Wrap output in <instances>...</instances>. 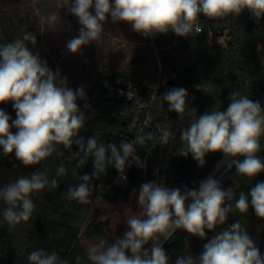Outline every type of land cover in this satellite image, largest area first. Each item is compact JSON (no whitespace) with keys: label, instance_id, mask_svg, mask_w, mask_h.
<instances>
[{"label":"clouds","instance_id":"obj_1","mask_svg":"<svg viewBox=\"0 0 264 264\" xmlns=\"http://www.w3.org/2000/svg\"><path fill=\"white\" fill-rule=\"evenodd\" d=\"M55 3L58 9L66 7L81 26L78 36L66 45L72 54L90 43H102L109 17L112 23L131 25L133 31L144 37L173 32L185 38L204 30L201 16L227 21L247 10L257 22L264 17V0H55ZM36 14L42 25L61 23L57 13L45 17L36 9ZM36 43L35 33L26 32L22 38L0 44V104L12 102L16 112L12 120L0 109V148L3 155L14 153L17 160L30 167L59 153L61 146L72 149L76 145L79 151L73 155L79 157L78 166H84L91 157L94 171L82 175L83 182L69 187L65 196L68 200L88 203L95 189L92 179H99L108 165L115 167L125 180V169L132 162L145 167L135 146L144 147L155 139V134L141 130L133 140L121 141L119 148L114 143L98 142L95 136L81 135L87 117L77 101L85 99V89L69 88L58 70L54 72L39 53L29 49V44ZM196 87L200 91L210 90L204 82ZM187 98L184 88H172L162 97L168 111L177 113L181 119L185 116ZM229 99L226 110L213 109L189 120L180 134L178 155L191 154L203 167L206 154L221 152L227 170L235 166L238 176L254 179L264 172V160L258 155L260 138L264 136V107L240 92H231ZM174 139L172 131L160 129V144ZM66 174L63 165L56 169V176ZM57 187V179L50 180L47 169L22 175L0 187V201L6 205L0 214L8 230L30 220L35 210L31 199L34 193ZM138 206V215L126 220L127 230L122 237L113 241L100 236L88 246L90 264H169L163 242L177 230L202 240L207 236L206 230L215 235L203 245L198 257L182 255L175 264H264V257L240 220L217 231L226 224L229 214L236 211L245 215L249 206L258 218L264 219V182L256 183L248 193H237L233 188L225 190L221 181L211 175L200 181L198 188L185 187L183 191L148 182L138 189ZM149 244L151 248L146 247ZM27 260L29 264H69L56 252L42 248L30 252ZM76 264H81L80 256L76 257Z\"/></svg>","mask_w":264,"mask_h":264},{"label":"trees","instance_id":"obj_2","mask_svg":"<svg viewBox=\"0 0 264 264\" xmlns=\"http://www.w3.org/2000/svg\"><path fill=\"white\" fill-rule=\"evenodd\" d=\"M201 22L204 30L198 35L192 33L185 38L169 32L151 36L158 50L159 65L163 73H169L171 78L168 86L161 85L154 96L149 86L130 80L126 72L112 73L106 69L85 89L86 97L78 103L87 117L81 130L85 138L95 136L98 142L114 143L119 148L121 141L133 140L141 130L155 134V139L144 147L135 146L145 167L132 162L125 184L114 185L119 172L108 165L99 179H92L95 189L88 203L68 200L65 196L68 188L83 182L82 175H91L94 171L91 157L84 166H78L79 157L73 155V152L79 151L76 145L72 149L61 146L59 153L30 167H25L14 153L3 155L0 148V187L15 182L22 175L30 176L33 172L46 169L49 179L58 181L57 188H45L32 195L35 210L29 221L9 231L0 214V264H29L28 254L41 248L49 253L56 252L69 264H76L77 256L81 257V264H90L81 240L82 237L95 240L104 233L106 222L98 221L104 216L98 207L101 202L116 204L125 201L133 191H138L142 184L148 182L162 183L169 188L177 186L182 191L185 187L198 188L200 181L211 175L222 162L224 155L221 152L206 154L203 167L191 154L187 157L178 155L180 134L190 119L213 109L226 110L231 92H240L264 107V66L260 64L259 56V48L264 44V17L257 22L245 10L237 18L230 17L227 28L226 21L207 20L201 16ZM225 30L230 33L226 45L217 43V35ZM203 82L210 90H197L196 86ZM116 84L126 85L128 90L124 91ZM172 88H184L188 92L183 119L177 113L168 111V104L162 99ZM0 109L12 120L16 118L12 102L0 104ZM162 128L172 131L175 137L165 145L159 143ZM12 131L15 133L16 129ZM260 144V158L264 160V136L260 138ZM61 165L67 169V174L56 176V169ZM220 181L225 190L233 188L237 193H248L256 183L264 182V172L250 179L238 176L233 166ZM4 207L6 205L0 201V213ZM236 220H240L264 257V219L258 218L249 206L245 215L236 211L229 214L226 224L218 227L217 231ZM206 233V238L202 240L177 230L163 243L169 264H175L182 255L198 257L203 245L215 235V232L207 230Z\"/></svg>","mask_w":264,"mask_h":264},{"label":"rangeland","instance_id":"obj_3","mask_svg":"<svg viewBox=\"0 0 264 264\" xmlns=\"http://www.w3.org/2000/svg\"><path fill=\"white\" fill-rule=\"evenodd\" d=\"M36 9L45 17L52 13L59 14L61 23L56 21L42 25ZM228 24L227 20L226 28ZM80 27L78 19L66 7H56L55 0H0V44L22 38L26 32L35 33L37 43L35 46L29 44V49L34 54L39 53L54 72L58 70L66 78L69 88H88L106 69L112 73L126 72L130 80L151 86L153 94L160 83L169 79V73H163L159 65L158 50L151 37H144L133 31L131 25L125 22L112 23L110 17L104 25L102 43H90L78 53H70L66 47L67 42L78 36ZM219 33L217 43L224 45L229 39V30ZM113 39L115 43L112 42ZM259 56L260 64L264 66V44L259 48ZM82 100L79 99L77 103ZM239 158L241 157H237ZM227 171L226 165L221 162L211 176L220 180ZM98 207L104 212V216L98 221L106 222L101 236L114 241L127 230L126 220L132 215H138V191H133L125 201L116 204L101 202ZM97 240L98 238L90 240L82 237L81 242L87 250ZM146 247L151 248V244Z\"/></svg>","mask_w":264,"mask_h":264},{"label":"built area","instance_id":"obj_4","mask_svg":"<svg viewBox=\"0 0 264 264\" xmlns=\"http://www.w3.org/2000/svg\"><path fill=\"white\" fill-rule=\"evenodd\" d=\"M201 33H202V32H201ZM224 45H226V43H225ZM169 80H171L170 77H169V79H167L165 82L160 83V85L156 88L155 93L153 94V96L156 94V91L158 90V88H159L161 85L168 86ZM166 82H167V83H166ZM149 87L152 89L151 86H149ZM129 170H130V167H126V169H125V175H126V177H127L126 180H125V179H121V177H120V173H119L118 176L116 177V179L114 180V185L125 184V183L127 182V180H128V172H129Z\"/></svg>","mask_w":264,"mask_h":264},{"label":"water","instance_id":"obj_5","mask_svg":"<svg viewBox=\"0 0 264 264\" xmlns=\"http://www.w3.org/2000/svg\"><path fill=\"white\" fill-rule=\"evenodd\" d=\"M116 86L120 89H123L124 91H127L128 90V87L126 85H123V84H116ZM259 157H260V152L258 153ZM244 158L241 157L240 160H243Z\"/></svg>","mask_w":264,"mask_h":264}]
</instances>
